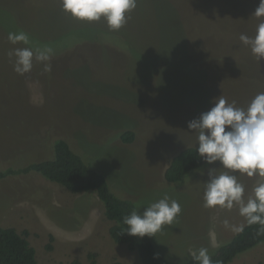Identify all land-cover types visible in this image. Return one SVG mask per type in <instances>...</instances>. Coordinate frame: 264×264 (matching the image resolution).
Instances as JSON below:
<instances>
[{
  "label": "rangeland",
  "instance_id": "1",
  "mask_svg": "<svg viewBox=\"0 0 264 264\" xmlns=\"http://www.w3.org/2000/svg\"><path fill=\"white\" fill-rule=\"evenodd\" d=\"M258 4L137 0L127 23L112 31L103 18L71 17L59 0H0V171L12 170L0 179V226L26 230L39 264H142L111 237L113 221L95 192L73 193L25 170L53 157L54 141L64 139L135 210L165 195L180 204L173 224L151 237L167 259L185 261L193 250L230 240L237 231L223 221L243 226L238 206L205 208L202 199L208 169L224 171L219 162L174 183L164 171L180 150L197 145L187 123L214 98L246 108L264 92V59L239 40L255 35ZM19 31L27 45L9 43ZM15 47L51 49V71L33 59L32 70L18 75L8 55ZM125 131L132 141L121 139ZM235 175L245 201L264 182ZM229 264H264V243Z\"/></svg>",
  "mask_w": 264,
  "mask_h": 264
},
{
  "label": "clouds",
  "instance_id": "2",
  "mask_svg": "<svg viewBox=\"0 0 264 264\" xmlns=\"http://www.w3.org/2000/svg\"><path fill=\"white\" fill-rule=\"evenodd\" d=\"M61 10L71 17L87 22L99 21L101 18L109 30L122 28L137 6V0H59ZM261 22L256 27L254 36H239L243 45L250 48L252 55L260 61L264 59V0L252 12ZM9 43L16 45L29 43L28 35L23 32H10ZM14 58L13 71L18 75L29 73L33 67V59L44 64V71H51L48 63L51 49L15 47L9 53ZM212 106L187 123V129L196 133V155L207 165L219 162L224 171L217 174L215 168L207 171L202 194L205 208L219 207L232 209L238 206L239 215L246 222L259 224L264 228V182L253 189V195L243 199L244 186L236 179L235 173L249 177H264V92L258 93L246 108L237 107L235 102L229 103L218 96L211 101ZM180 204L165 195L151 203L143 212L133 210L123 218L126 233L139 238L154 237L163 227L172 225L181 213ZM225 227L240 231L242 226H232L228 220L223 221ZM193 261L199 264H212L208 249L201 247L191 252Z\"/></svg>",
  "mask_w": 264,
  "mask_h": 264
},
{
  "label": "trees",
  "instance_id": "3",
  "mask_svg": "<svg viewBox=\"0 0 264 264\" xmlns=\"http://www.w3.org/2000/svg\"><path fill=\"white\" fill-rule=\"evenodd\" d=\"M133 131H125L121 139L132 141ZM53 157L33 162L25 170L35 171L49 181L60 184L73 193L95 192L103 203L105 216L113 221L109 228L115 242L125 244L129 250H135L142 264H199L188 257L185 261H172L162 255L154 246L151 237H135L126 233L123 218L135 210L134 203L113 193L105 176L86 163L75 153L66 140L56 139L53 143ZM204 162L196 155V146L180 150L170 160L164 171L169 183L181 181L191 170ZM12 173L9 168L0 171V179ZM28 232L19 233L13 227L0 226V264H39L36 251L27 239ZM53 237L50 236V240ZM264 243V228L259 224L249 225L246 220L227 242L208 251L212 264H229L237 256ZM48 248H51L48 245ZM93 264V263H92Z\"/></svg>",
  "mask_w": 264,
  "mask_h": 264
}]
</instances>
